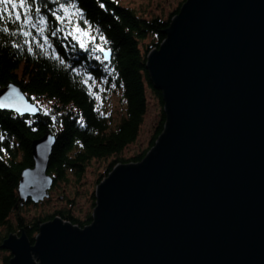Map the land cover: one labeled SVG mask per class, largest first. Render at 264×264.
Segmentation results:
<instances>
[{
    "label": "water",
    "instance_id": "95a60500",
    "mask_svg": "<svg viewBox=\"0 0 264 264\" xmlns=\"http://www.w3.org/2000/svg\"><path fill=\"white\" fill-rule=\"evenodd\" d=\"M163 35L146 58L165 117L154 147L97 186L89 226L10 235L9 264H264V0H186ZM0 111L41 114L14 84ZM55 142L32 143L21 206L49 197Z\"/></svg>",
    "mask_w": 264,
    "mask_h": 264
},
{
    "label": "trees",
    "instance_id": "16d2710c",
    "mask_svg": "<svg viewBox=\"0 0 264 264\" xmlns=\"http://www.w3.org/2000/svg\"><path fill=\"white\" fill-rule=\"evenodd\" d=\"M185 1L166 19H146L114 0H30L33 19H37L36 6L41 7L40 15L47 19L43 34L39 28H26L28 37L19 34V24L9 19L0 5V15H4L0 22V90L14 84L29 101L41 107L37 118L0 111V229H5L0 235V253H5L2 241L10 234L23 233L33 245L39 226L55 217L79 228L92 222L90 215L79 220L66 209L29 222L21 217L23 207L30 204L20 205L17 188L21 173L33 165L31 147L35 140L48 133L55 136L47 174L54 180L52 190L63 189V193L78 186L92 163L111 160L98 175L99 184L116 165L138 163L154 147L165 124L162 111L148 147L131 158L123 157L140 134L147 112V93L163 108L161 93L150 83L146 58L165 40L163 32ZM71 3L77 5L82 16H77L76 9L71 7L68 14L60 9V4ZM8 9L12 10L11 4ZM52 12H57L62 20L57 21ZM4 27L9 29L7 33L2 30ZM77 28L81 29L79 34ZM12 32L17 34L11 35ZM77 35L84 40L85 47H81ZM107 51L109 61L105 59ZM95 82L103 87V99L112 91L119 93L124 102V116L115 126L97 102L101 87H96ZM91 198L93 208L94 196ZM9 259L3 257L2 264H9Z\"/></svg>",
    "mask_w": 264,
    "mask_h": 264
},
{
    "label": "rangeland",
    "instance_id": "374dc122",
    "mask_svg": "<svg viewBox=\"0 0 264 264\" xmlns=\"http://www.w3.org/2000/svg\"><path fill=\"white\" fill-rule=\"evenodd\" d=\"M114 1H116L117 4H119L120 6L124 8L132 9L133 11L138 13L140 16L145 17L146 19H151L153 17H160V18L166 19L174 10H176L178 5L183 0H114ZM94 84L98 88L101 87L99 89L98 94L100 96L98 95L97 102L104 107V110L107 112V115L110 116L111 118V125L115 126L120 121V119L124 116V112H125L124 102L121 100L119 93H113L112 91H109V93H106L103 99L101 97V95L104 92L103 87L98 82H95ZM146 96H147V112L144 118V122L140 129V134L137 137L135 144L130 145L123 153V157L126 159L131 158L132 156H135L137 154H140L144 149L148 147V143L152 136L154 126L156 122L158 121L161 111L163 113V108L161 110L157 99L154 98V96L150 92H148ZM101 100H104V102H101ZM34 104H37V103H34ZM38 107L39 109H41L39 105ZM48 134H51V133H48ZM110 161L111 160L109 159L99 164L92 163L91 167L87 170L86 176L81 180V182H79L78 186L69 187L68 192L63 193L62 191L63 189L52 190L54 186V183H53V186L48 193L49 197L47 199H44V201L38 204H32L30 202L24 204V205L30 204V206L23 207V212L21 213V217L25 220V222H29L41 216H45V215L51 216L56 210H60V209L69 210L71 216H73L74 218H78L79 220H83L88 215L92 217L93 211L95 208V201H96L95 200L96 188L105 179L104 178L99 184H97L96 183L97 178L99 174L103 173L104 169L110 163ZM17 195H18V188H17ZM92 195L94 196V207L93 208H92V198H91ZM18 199H19V196H18ZM67 201H71L73 205H69ZM11 220L14 222V217H11ZM52 220L48 222H51ZM64 222H67V221H64ZM80 229H83V228H80ZM4 230L5 229H2V230L0 229V235H2L5 232ZM10 235H15L17 237L20 236L17 234H10ZM36 236L34 237V240ZM7 238H5L4 240H6ZM4 240L2 241V244ZM4 251H5L4 254L0 253V264H2L3 257H7V258L10 257L9 262L12 258L11 254L8 251L6 250Z\"/></svg>",
    "mask_w": 264,
    "mask_h": 264
},
{
    "label": "snow or ice",
    "instance_id": "6c2138e0",
    "mask_svg": "<svg viewBox=\"0 0 264 264\" xmlns=\"http://www.w3.org/2000/svg\"><path fill=\"white\" fill-rule=\"evenodd\" d=\"M11 4V11L8 9V5ZM0 5H3V13L7 14L9 19H14V22L19 24V34L25 37L30 36V33L26 30V28H39L41 34H43L44 25L46 23V17L43 15H40L41 13V7L36 6L34 8L35 15L37 17L36 20L33 19V6L30 2V0H0ZM69 7L76 9V15L82 16V11L77 8V5L75 3H71L70 5L60 4V9H62L66 14L69 13ZM103 7V5H101ZM52 16L55 17L57 21L62 20V17L57 14V12H52ZM4 20V15H0V22ZM87 23V21H85ZM4 32H8L9 29L7 27H4L2 29ZM77 33L79 34L81 32V29H76ZM16 32H12L11 35H16ZM56 31L52 32V35H55ZM83 35H88L87 32H84ZM77 39H80V36L77 35ZM29 41L26 39L25 44H28ZM45 43H47V38H45ZM80 45L81 47H85L84 40L80 39ZM13 47H16L14 44ZM48 47H51V44L48 45ZM86 50V49H85ZM32 48H28L29 54L32 53ZM99 51H104L103 48H100ZM107 55V54H106ZM63 63V61H61ZM75 71V69H73Z\"/></svg>",
    "mask_w": 264,
    "mask_h": 264
},
{
    "label": "bare ground",
    "instance_id": "6f19581e",
    "mask_svg": "<svg viewBox=\"0 0 264 264\" xmlns=\"http://www.w3.org/2000/svg\"><path fill=\"white\" fill-rule=\"evenodd\" d=\"M106 54H110V52H108V51H107V53H106ZM106 61H107V60H106Z\"/></svg>",
    "mask_w": 264,
    "mask_h": 264
}]
</instances>
